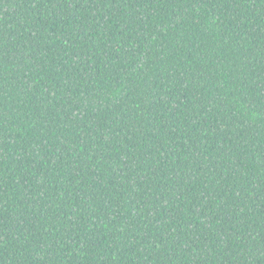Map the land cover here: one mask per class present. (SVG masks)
Returning a JSON list of instances; mask_svg holds the SVG:
<instances>
[{"label":"trees","instance_id":"16d2710c","mask_svg":"<svg viewBox=\"0 0 264 264\" xmlns=\"http://www.w3.org/2000/svg\"><path fill=\"white\" fill-rule=\"evenodd\" d=\"M0 264H264V0H0Z\"/></svg>","mask_w":264,"mask_h":264}]
</instances>
